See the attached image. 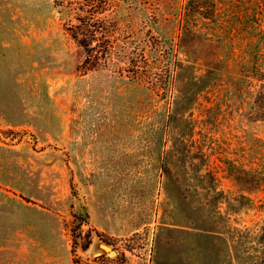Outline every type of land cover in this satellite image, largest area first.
<instances>
[{
    "label": "rangeland",
    "instance_id": "obj_1",
    "mask_svg": "<svg viewBox=\"0 0 264 264\" xmlns=\"http://www.w3.org/2000/svg\"><path fill=\"white\" fill-rule=\"evenodd\" d=\"M100 1L0 0V264H264V0Z\"/></svg>",
    "mask_w": 264,
    "mask_h": 264
},
{
    "label": "trees",
    "instance_id": "obj_2",
    "mask_svg": "<svg viewBox=\"0 0 264 264\" xmlns=\"http://www.w3.org/2000/svg\"><path fill=\"white\" fill-rule=\"evenodd\" d=\"M77 5V12L71 17V21H75V23L70 24L69 32L71 38L83 51L82 67L88 71L93 65L94 50L92 44L97 41V32L105 28V19L101 18L100 15L104 13L107 2L80 0ZM102 37L103 33H101Z\"/></svg>",
    "mask_w": 264,
    "mask_h": 264
},
{
    "label": "water",
    "instance_id": "obj_3",
    "mask_svg": "<svg viewBox=\"0 0 264 264\" xmlns=\"http://www.w3.org/2000/svg\"><path fill=\"white\" fill-rule=\"evenodd\" d=\"M102 248H103L105 251L110 250L109 247H108L107 245H103ZM108 255H109L110 257H112L113 255H116V252L113 251V250H110V251L108 252Z\"/></svg>",
    "mask_w": 264,
    "mask_h": 264
}]
</instances>
